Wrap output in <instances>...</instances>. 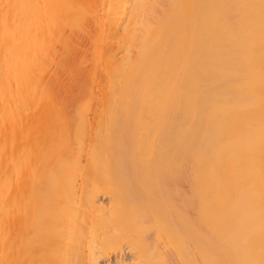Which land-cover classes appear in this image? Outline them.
I'll list each match as a JSON object with an SVG mask.
<instances>
[{"label":"bare ground","instance_id":"obj_1","mask_svg":"<svg viewBox=\"0 0 264 264\" xmlns=\"http://www.w3.org/2000/svg\"><path fill=\"white\" fill-rule=\"evenodd\" d=\"M76 3L0 0V264H30L35 254L33 148L52 155L34 178L54 183L87 170L81 185L92 176L68 199L58 195L60 180L48 182L49 192L58 188L50 198L61 199L52 205L59 233L48 230L56 254L44 245L41 264H100L104 241L125 233L138 264H264V0H103L84 66L50 45L59 22L84 15ZM96 90L102 98L91 112ZM47 128L66 135L45 140ZM171 172L172 188H157L159 180L155 188L159 197L173 193V206L161 197L157 209L168 212L141 210L140 195ZM94 177L107 183V207L91 189Z\"/></svg>","mask_w":264,"mask_h":264},{"label":"rangeland","instance_id":"obj_2","mask_svg":"<svg viewBox=\"0 0 264 264\" xmlns=\"http://www.w3.org/2000/svg\"><path fill=\"white\" fill-rule=\"evenodd\" d=\"M66 1H68V4L70 3H74V5H72V6H75V3L77 2V1H79V2H77V3H79V5L81 6V7H79V9L80 10H83V13H81L80 12V15L81 14H84V15H81L80 17H79V19L76 21H73V23H72V25H71V23L70 22H68V23H70V24H68V23H66L65 21H63L61 24H60V22H59V25L57 24V27L55 26V29H53V31L51 30V32L53 33L52 34V39H51V36H50V42H52L50 45L52 46V44L54 45V50H56V49H58V52H59V50L61 49V47L63 46V48L64 49H62V51L64 50L65 51V47H66V49H68V51L70 52V55H69V52H67L68 54H67V56L69 55V56H71V57H67V60L65 59L64 61L67 63H70L69 61H71V62H73L74 61V63L75 64H77V65H79V64H81V62H82V64L81 65H85V64H87V65H89V63L91 64L92 63V55H93V46H94V44H95V42H93V41H95V38H96V36L98 35V28H97V26H96V23H92L93 21H97V19H98V21L100 20V19H102L101 18V16L100 15H102V9H101V7L103 6V0H66ZM76 1V2H75ZM82 2V3H81ZM67 3V2H66ZM76 3V4H77ZM81 3V4H80ZM69 4V5H70ZM78 5V4H77ZM76 5V6H77ZM83 6V7H82ZM125 6H126V8H125V12H124V14L123 15H121V16H119V17H121L120 19H122L123 18V20L125 21V19L127 18V15H128V13H129V10H130V8H131V3L129 2V3H127V4H125ZM82 8V9H81ZM99 9H101V10H99ZM97 13H99V14H97ZM96 14V15H95ZM98 16L100 17V18H98ZM97 17V18H96ZM95 19V20H93V19ZM95 21V22H96ZM83 22V23H82ZM65 23V24H64ZM62 25V26H61ZM83 26V27H82ZM76 27V28H75ZM61 30V31H60ZM63 30V31H62ZM100 30V29H99ZM120 31H119V34H121L122 32H121V28L119 29ZM59 32V33H58ZM60 32H61V34H60ZM71 33V34H70ZM61 35H63V36H61ZM66 35V36H65ZM70 37H69V36ZM116 35H118L117 33H116ZM115 36V35H114ZM59 37V38H58ZM65 37V38H64ZM92 37H94L93 39L94 40H91V38ZM89 38H90V40H89ZM109 38V37H108ZM113 38V37H112ZM47 39V38H46ZM66 39V40H65ZM71 39V40H70ZM114 39V38H113ZM113 39H111L112 40V44L110 43L111 41H109L110 40V38H109V40L107 39V41L110 43H108V42H106V44H108L107 46H105V48L107 49V48H111V49H109V50H112V51H116L119 55H120V51L118 50V47H116L117 45H116V43L114 42V40ZM67 40H70V41H67ZM55 41V42H54ZM64 42V43H63ZM71 42V43H70ZM92 42V43H91ZM63 43V44H62ZM60 44V45H59ZM62 44V45H61ZM105 44V45H106ZM114 45V46H113ZM69 47V48H68ZM96 47V44H95V46H94V48ZM50 49V48H49ZM71 49V50H70ZM108 50V49H107ZM49 51H53V50H49ZM57 51V50H56ZM87 51V52H86ZM90 51H92V52H90ZM60 52H61V50H60ZM92 53V54H91ZM74 54V55H73ZM88 54H90V55H88ZM77 55V56H76ZM83 57H82V56ZM88 57H87V56ZM118 55V56H119ZM91 56V57H90ZM85 57V58H84ZM78 58V59H77ZM84 58V59H83ZM91 58V59H90ZM75 59V60H74ZM83 61H82V60ZM88 59H89V61H88ZM77 60V61H76ZM79 60H80V62H79ZM87 60V61H86ZM90 60H91V62H90ZM77 62V63H76ZM79 62V63H78ZM83 62L85 63V64H83ZM87 65H86V67H87ZM80 66V65H79ZM98 73H100V71L98 72ZM101 74V73H100ZM99 75V74H98ZM97 75V76H98ZM63 76H64V78H63ZM100 77H101V75H100ZM63 80L65 79V75L64 74H62V77H61ZM97 79H100L99 78V76H98V78ZM64 81H67V80H64ZM63 81V82H64ZM66 85L68 84V83H65ZM64 89H66V88H64ZM67 89H69V88H67ZM65 90V91H67V93L69 94H71V88L69 89V91L68 90ZM73 90H74V87L72 88ZM96 89H98V88H96ZM72 90V91H73ZM75 90H76V86H75ZM76 92V91H75ZM74 93V92H73ZM95 94H94V96L95 95H97V93H98V97L100 98L99 100L101 101V98L102 97H100L101 96V93L99 92V90H96V92H94ZM97 96H95L94 98H93V101H92V105H90V107L92 106L93 107V104L95 103V101L97 102V103H95V105H97V106H99L100 105V103H98V97ZM96 98V99H95ZM70 100L68 101L69 102V106H68V104L66 105V106H68L69 107V109H71V111L73 110V107L75 106V104L74 103H76L75 101H73L74 99H71V98H69ZM95 99V100H94ZM71 101V102H70ZM73 101V102H72ZM99 104V105H98ZM71 107V108H70ZM92 107H91V112H92ZM68 110V109H67ZM95 110H97V108L94 106V108H93V113H92V115L94 114V112H95ZM68 111H70V110H68ZM90 112V113H91ZM77 115V114H76ZM92 115H90L89 114V121L91 122V119H93V116ZM75 116V115H74ZM80 116V115H79ZM78 116V117H79ZM75 117H77V116H75ZM79 119H80V117H79ZM76 120H78V119H76ZM51 130V131H50ZM58 130H60V129H58ZM65 130V129H64ZM43 131V130H42ZM56 131H57V129L56 130H54V129H49L48 130V128H47V130H44L43 131V133H42V138H45V140H46V138H47V140H54L55 139V137H56V139L57 138H59V136L58 135H60V137H62L63 135V137H65V132L62 130V131H57L58 133H56ZM66 131V130H65ZM63 132V133H62ZM38 132H35V134L36 135H38V134H40V132L37 134ZM67 133H68V131H67ZM41 135V134H40ZM62 135V136H61ZM68 135V134H67ZM87 135L88 134H86L85 136H86V138H85V136H84V143H85V141H87ZM44 136V137H43ZM53 136V137H52ZM41 137V136H40ZM52 138V139H51ZM82 141V140H81ZM81 141H78V142H80V143H82ZM77 143V142H76ZM84 143H82V147H83V145L86 147L87 146V142L84 144ZM75 144V143H74ZM73 144V146L74 147H76V144L74 145ZM77 145H79V143H77ZM80 146H81V144H80ZM78 147V146H77ZM85 147H83V149H81V151H83L84 149H85ZM79 148V147H78ZM87 148V147H86ZM37 149H39V148H33L32 149V151H34V152H30L31 154H29L30 156V159H32L33 157L35 158H33L32 160L34 161V162H36L35 164H33V166H34V168L33 169H31L32 170V172H29L30 173V176H32V178L30 177V180H32V181H30L29 182V184H31V188L30 189H32L31 190V192H32V195H31V197H32V200H31V208H32V218H33V224H32V226H31V228L29 229V237H28V241L30 240V247H29V249H30V251H32L31 252V254L32 253H35V254H32L31 255V257H30V261H29V263L30 264H41L43 261H42V258H44L43 256L44 255H46L47 253H46V251H47V247H46V249H44L43 248V246L45 245V246H48V248H49V246H51L54 242H55V238H56V234L57 233H59L58 231H57V226H53L54 225V223L57 225V217H58V214H56L55 212H54V210H52L53 209V206H57V205H54L53 204V202H55V200H57V202H59V200H61L60 198L59 199H57L56 197L54 198L53 197V199L52 198H50V194H52V193H50V192H52L53 190H55V189H58V188H60L59 189V194L58 195H60V197L63 199V197L64 198H67L68 199V192H70L69 190H74L75 188H77V193H75V194H77V195H80V194H82L81 193V191H79L80 190V188H78L79 186H81L82 184H84L86 181H87V179H89V181H90V177H92V176H90V177H88L87 179H86V181L84 182V183H82L81 185H78L84 178H86V176H85V171H87V170H85V171H82V170H80L81 171V173L83 172V173H85V174H83V176H82V174L78 171L77 173H80L79 174V176H78V174H76V176H78V177H76V176H74V177H69V178H66V176L68 177V175H63L62 176V180H60V178H59V180L57 179V182H52V180L53 179H51V178H49V179H45V178H43V177H41L42 179H44V180H42V179H37V177L36 178H34L35 176V173H36V171H38L39 169L38 168H40L39 166L43 163V164H47L46 166H48V160H50V158H51V153H49L50 151H48V150H46L45 149V151H39V152H42V153H39V152H37L38 150ZM80 149V148H79ZM36 150V151H35ZM42 150H44V149H42ZM85 151V150H84ZM39 153V154H38ZM32 157V158H31ZM48 159V160H47ZM31 160V161H32ZM41 160V161H40ZM45 162H47V163H44V161ZM34 162H32V163H34ZM40 162H41V164H40ZM50 162V161H49ZM38 163V164H37ZM51 163V162H50ZM171 164H174V163H171ZM42 166V165H41ZM60 166V165H59ZM59 166H58V164H57V167L59 168ZM168 166L170 167L171 165L170 164H168ZM56 167V166H55ZM78 167V166H77ZM76 167V168H77ZM75 168V167H74ZM18 169V168H17ZM37 169V170H36ZM87 169V168H86ZM78 170H79V168H78ZM35 171V172H34ZM74 171V170H73ZM76 171V170H75ZM28 173V174H29ZM75 173L76 172H72V174H74L75 175ZM172 173L173 172H171V177H168V176H170L169 174H168V176H167V174H163L162 176H166L167 177V179L169 180H171V178L173 179V175H172ZM20 174V173H19ZM87 174H88V172H87ZM17 175H18V173H17ZM22 175H25V174H22ZM21 175V176H22ZM37 175V174H36ZM91 175V174H90ZM19 177V179H20V175H18ZM34 176V177H33ZM70 176V175H69ZM73 176V175H72ZM80 176H82L83 178H82V180H81V177ZM85 176V177H84ZM162 176L161 177H159V178H162ZM173 176V177H172ZM26 177V175L22 178V179H24ZM28 177V176H27ZM26 177V179H29V178H27ZM76 177V178H75ZM165 177V178H166ZM65 178V179H64ZM94 178H96V177H94ZM22 179H20L21 181H22ZM100 179H103V178H99V180L96 178L95 180H92V183L91 182H89V183H91V184H94L92 187H91V189H93V190H95V193L97 194V199H98V201H99V203H101V204H103V206L104 207H107L108 206V194L107 193H105L104 191H106V190H104V189H107L106 188V185L105 184H107L106 183V181H104V180H100ZM163 180H161V179H154V181H152V182H154V185H152V186H154L153 187V190L155 191L157 188H159V187H161V184L160 183H162L163 182V184H167V187H171L172 188V186L174 185V181H175V179H174V181L172 182L173 184H171V181L170 182H168V180H166V179H164V178H162ZM19 180V181H20ZM42 180V181H41ZM46 180H49V181H46ZM55 180V179H54ZM81 180V181H80ZM157 180H159L160 182L158 183L159 185H158V187L157 188H155L156 186H155V184H157ZM53 183V185L54 184H56V185H58V181H59V185H60V187H56L55 189H53L52 191H50L49 192V189L51 188V186H50V184L52 185V183ZM95 181V182H94ZM142 181H144V180H142ZM50 184H49V183ZM83 182V181H82ZM88 182V181H87ZM152 182H149L148 181V183H152ZM39 183V184H38ZM145 182H141V184H144ZM147 183V182H146ZM145 183V184H146ZM48 184V185H47ZM153 184V183H152ZM163 184H162V186H163ZM168 184L170 185L171 184V186H168ZM52 185V186H53ZM151 185V184H150ZM47 186L49 187L50 186V188H48L47 189ZM78 186V187H77ZM139 186H141V185H139ZM165 186V185H164ZM105 187V188H104ZM141 187H143V186H141ZM166 187V186H165ZM164 187V188H165ZM53 188H54V186H53ZM70 188V189H69ZM140 188V187H139ZM69 189V190H68ZM160 189H162V188H160ZM159 189V191H161ZM68 190V191H67ZM164 189H162V191H163ZM168 190V189H167ZM47 191H48V193H47ZM142 192H143V190H141ZM140 191V192H141ZM152 192L153 194H151V195H149V193L145 190L144 191V193H143V195H140L141 197V201L138 199L137 200V203L140 205V207L138 206V204H137V206L142 210L143 208H146V206H148L147 208H148V210L150 211V212H152V211H155L156 213H160V215H162L164 212H168V209H170V207L167 209H164L165 207H163V206H166L168 203V205L167 206H173L172 204L173 203H175V202H172V201H174L175 200V197H174V200L173 199H171L173 196L172 195H170V191H168V192H170L169 194H168V196H166V197H164V198H166L165 200H164V198H163V196L161 195L160 197L156 194V193H158V189H157V192L155 191V192ZM161 191V192H162ZM55 192H58V191H56L55 190ZM141 192V193H142ZM145 192H147V193H145ZM161 192H159V193H161ZM34 193V194H33ZM43 194H44V196H46V195H48L47 197H45V198H49V199H46V200H44L45 198H43V200L41 201V200H39V198L38 197H42L43 196ZM57 194V193H56ZM75 194H74V197H75ZM148 194V195H147ZM156 194V196L154 197V195ZM171 194H173V193H171ZM70 195V194H69ZM73 195V194H72ZM38 196V197H37ZM150 196V197H149ZM153 196V197H152ZM162 197V198H161ZM71 198H72V196H71ZM159 198V199H158ZM163 199L162 201L163 202H165L166 200V204L164 203V205L162 206V205H160V208L159 209H157V207L159 206V204H161V203H163L162 201H160L161 199ZM156 200H158V201H160L159 203H157L158 201H156ZM172 200V201H171ZM33 201V202H32ZM156 202V203H155ZM172 202V203H171ZM49 203V204H48ZM56 203V202H55ZM59 203H61V201L59 202ZM59 203H57V204H59ZM155 203V204H154ZM171 203V204H170ZM40 204V205H39ZM39 205V206H38ZM53 205V206H52ZM155 205H157V206H155ZM40 206H41V209H40ZM141 207H143V208H141ZM162 207V208H161ZM172 208V207H171ZM151 209V210H150ZM161 209H164V210H166V211H164L163 212V210L161 211V212H159V210H161ZM158 210V211H157ZM52 211V212H51ZM142 212V211H141ZM154 212V214H156ZM171 212V211H170ZM170 212H169V214H170ZM53 213V214H52ZM57 215V216H55V214ZM153 213V212H152ZM64 214V213H63ZM62 214V215H63ZM65 215V214H64ZM159 214H157V216H158ZM54 218V219H53ZM63 218V221L65 220L64 219V216L62 217ZM65 218H67L66 216H65ZM45 221H47V222H45ZM52 221V222H51ZM55 221V222H54ZM152 221V220H151ZM45 224H44V223ZM50 224H52V226L50 225ZM47 225H49V226H47ZM149 225H150V227L147 225L146 227H148L149 228V230L150 229H155V228H153L154 227V225L155 224H153V222H150L149 221ZM34 227V228H33ZM42 227V228H41ZM43 227H45L46 229H47V232H46V230H45V228L43 229ZM99 226H95V227H93L95 230H96V228H98ZM146 227H144V230H145V228ZM152 227V228H151ZM50 229V230H49ZM53 229L57 232H55V234H53L52 232H53ZM92 229V228H91ZM93 229V231L92 232H89L90 230H87L90 234L91 233H93L94 235H95V233H94V230ZM141 229H143V228H141ZM48 230H49V232L50 233H52L53 234V236H54V239H53V242L51 243V244H49V245H46V244H48V240L50 241V239H49V232H48ZM99 230V229H98ZM138 231V233H141V234H137V240L138 241H136L137 243L136 244H138L139 243V245H140V247H143L141 244H142V241H139V240H142V239H139V238H141L139 235H142L143 237H144V235L142 234L143 233V231L142 230H140V229H138L137 230ZM140 231V232H139ZM142 231V232H141ZM146 232H147V230H145ZM153 231V230H152ZM18 232V231H17ZM96 232V231H95ZM99 232V234L101 235V233H100V231H98ZM145 232V233H146ZM47 233H48V238L46 237L47 236ZM19 234H20V232H19ZM18 233H17V235H19ZM86 234H88L87 232H86ZM85 234V235H86ZM132 234V233H131ZM130 233L128 234V233H125V235L124 234H122V235H116V237H114L113 236V238L111 237L108 241H104V243H103V245H102V247H100L98 250L99 251H97V252H99L100 253V258L99 259H101V260H99V263L100 264H138L137 263V260H135L134 258H133V256H131L130 255V253H129V251H128V249H127V244H128V242H130L131 241V236L133 235H131ZM161 233H159V235H160ZM163 234V233H162ZM30 235H31V237H30ZM89 235V234H88ZM96 235H98L97 233H96ZM95 235V236H96ZM128 235H131L130 236V238H126V236L128 237ZM20 237H21V234L19 235ZM87 236V235H86ZM84 236L85 237V239L86 238H88L89 236ZM20 237H17L18 239L20 238ZM50 237H52V235L50 236ZM164 237V236H163ZM163 237H161L162 239H163ZM166 237V236H165ZM164 237V239L163 240H167V238H165ZM46 238V239H45ZM48 239V240H47ZM132 239H133V237H132ZM45 240H46V242H45ZM130 240V241H129ZM19 242H21V240L19 239L18 240ZM52 241V240H51ZM83 241L85 242H83L84 243V245H86V240H84V238H83ZM21 243H18V246L20 245ZM129 245V244H128ZM40 246V247H39ZM54 246V244L51 246L52 248H54L53 247ZM35 247V249H33ZM50 247V248H51ZM50 248L48 249V252H49V250H50ZM19 249H20V252L19 253H21V248H20V246H19ZM19 249H18V251H19ZM33 249V250H32ZM86 248H84V250H85ZM36 250V251H35ZM45 250V251H44ZM53 250H55V249H53ZM52 249L50 250V254H49V256L51 255V253H54L55 251H53ZM34 251V252H33ZM44 253H46V254H43V252ZM52 251V252H51ZM42 252V253H41ZM55 254H56V252H55ZM85 254H86V252H85ZM21 255V254H20ZM43 255V256H42ZM18 256H19V254H18ZM53 256H55V255H51L50 256V258H53ZM20 257V256H19ZM37 257V258H36ZM40 258V259H39ZM38 259V260H37ZM135 260V261H134Z\"/></svg>","mask_w":264,"mask_h":264}]
</instances>
